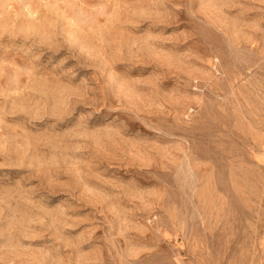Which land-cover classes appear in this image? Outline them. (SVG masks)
<instances>
[{
    "label": "rangeland",
    "instance_id": "rangeland-1",
    "mask_svg": "<svg viewBox=\"0 0 264 264\" xmlns=\"http://www.w3.org/2000/svg\"><path fill=\"white\" fill-rule=\"evenodd\" d=\"M0 264H264V0H0Z\"/></svg>",
    "mask_w": 264,
    "mask_h": 264
},
{
    "label": "bare ground",
    "instance_id": "bare-ground-1",
    "mask_svg": "<svg viewBox=\"0 0 264 264\" xmlns=\"http://www.w3.org/2000/svg\"><path fill=\"white\" fill-rule=\"evenodd\" d=\"M116 19V18H115ZM118 21V20H117ZM149 57V56H148ZM172 62V61H171ZM195 73V72H194Z\"/></svg>",
    "mask_w": 264,
    "mask_h": 264
}]
</instances>
